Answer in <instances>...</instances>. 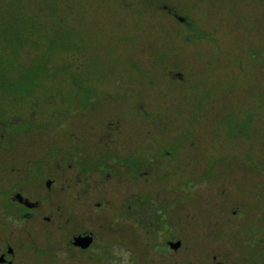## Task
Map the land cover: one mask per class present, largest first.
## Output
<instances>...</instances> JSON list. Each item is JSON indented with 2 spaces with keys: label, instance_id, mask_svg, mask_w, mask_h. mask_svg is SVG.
Returning <instances> with one entry per match:
<instances>
[{
  "label": "flooded vegetation",
  "instance_id": "1",
  "mask_svg": "<svg viewBox=\"0 0 264 264\" xmlns=\"http://www.w3.org/2000/svg\"><path fill=\"white\" fill-rule=\"evenodd\" d=\"M158 7L180 38L222 48L212 25L206 33L174 8ZM87 75L79 90L71 77L68 117L54 131H47L51 109L29 110L17 127L0 121V264H15L11 243L21 264H123L124 251L129 264H192L186 237L197 228L211 235L210 255L199 264H264V181H248L256 193L239 197L229 177L234 161L256 171L250 157L264 148L262 104L215 107L204 124L202 115L187 120L180 110L159 120L146 99L90 85ZM170 75L175 86L184 80L180 71ZM78 112L82 122L74 121ZM8 216L23 226L10 229Z\"/></svg>",
  "mask_w": 264,
  "mask_h": 264
},
{
  "label": "rangeland",
  "instance_id": "2",
  "mask_svg": "<svg viewBox=\"0 0 264 264\" xmlns=\"http://www.w3.org/2000/svg\"><path fill=\"white\" fill-rule=\"evenodd\" d=\"M161 4L206 33L212 25L211 34L222 48L212 43L203 49L193 36L191 42L180 38L175 20ZM176 71L184 76L178 86L170 75ZM82 73L88 74L90 85L122 89L126 99H146L145 107L159 120L180 110L185 117L202 115L204 124L215 107L242 102H260L264 111V0H0V121L17 127L14 120L29 110L46 115L51 109L47 131H54L68 117L71 77L76 90L84 88ZM75 115L74 121L82 122V113ZM261 141L260 148L264 135ZM256 151L250 157L256 171L239 170L235 161L230 167L239 197L256 193L248 181H264V169L257 170L264 167V148L261 154ZM11 157L13 162L17 155ZM192 225L198 227L197 222ZM197 229L186 237L194 247L187 251L192 264L210 255L211 235ZM11 244L15 264H21L18 244Z\"/></svg>",
  "mask_w": 264,
  "mask_h": 264
},
{
  "label": "clouds",
  "instance_id": "3",
  "mask_svg": "<svg viewBox=\"0 0 264 264\" xmlns=\"http://www.w3.org/2000/svg\"><path fill=\"white\" fill-rule=\"evenodd\" d=\"M6 222L11 224L13 227H16V228H20L23 226V223L21 221L15 219L13 216L6 217ZM165 228H167V226H165ZM157 235L159 237H163L164 233L160 232ZM122 255H123V264H129L131 253L124 251L122 253ZM57 257L59 260H65L67 258V253L66 252H58Z\"/></svg>",
  "mask_w": 264,
  "mask_h": 264
},
{
  "label": "water",
  "instance_id": "4",
  "mask_svg": "<svg viewBox=\"0 0 264 264\" xmlns=\"http://www.w3.org/2000/svg\"><path fill=\"white\" fill-rule=\"evenodd\" d=\"M23 200H26V199H23Z\"/></svg>",
  "mask_w": 264,
  "mask_h": 264
}]
</instances>
